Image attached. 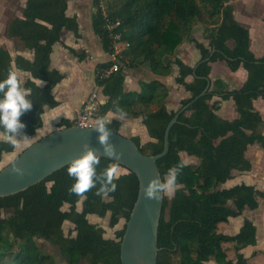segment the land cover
<instances>
[{
	"label": "trees",
	"instance_id": "16d2710c",
	"mask_svg": "<svg viewBox=\"0 0 264 264\" xmlns=\"http://www.w3.org/2000/svg\"><path fill=\"white\" fill-rule=\"evenodd\" d=\"M69 1L26 0L22 15L11 18L6 26L8 37L34 52L33 59L21 54L13 57L8 49L0 47V80L9 73L18 75L17 69L32 75L24 82L19 77L32 93L27 97L32 108L20 117L25 124L20 131L29 135L42 126L44 105L55 107L59 103L52 90L63 74L51 67V53L53 45L61 41L64 28L78 31L76 16L67 13ZM229 1L93 0L92 27L103 50L109 55L114 52L113 33L120 32L122 39L129 42L117 58L118 71L105 73L114 63L111 58L96 65V84L107 95L97 113L103 117L109 111L120 115L122 112L126 117L142 116L149 135L155 139L143 144L139 136L132 137L143 153L162 152L166 127L176 111L167 109L169 88L160 80H141L139 91L124 90L125 67L147 66L156 74H170L168 57L185 39L191 38L195 24L201 23L209 44L196 42L203 60L195 68L196 73L182 59L175 60L180 71L177 82L190 92V97L181 100V106L206 88L211 62L225 60L232 71L240 66L247 70V79L240 88L230 89L223 79H215L206 94L180 113L171 127L168 153L158 160L161 174L182 159L180 151L197 156L199 163L188 164L183 169L174 197L170 200L164 197L158 264H208L211 257L221 264H249L239 253L236 261L228 259L223 243L235 242L238 250L256 242V227L249 219L236 235L218 231V223L240 214L246 206L258 207V196L264 197V192L245 183L218 188L220 183L232 178L234 169H251V162L245 156L249 144L264 146V117L254 106L258 97L264 100V55L258 57L251 50L249 28L235 18ZM230 39L235 42L233 48L227 45ZM189 75H193L191 81L187 80ZM34 78L46 83L39 87ZM214 96L232 98L238 117L222 118L217 113L220 101L211 102ZM74 123L62 119L59 126ZM120 124L113 120L110 127L117 131ZM13 149V144L0 141V161L4 152ZM100 159L98 171L106 166L123 167L108 157ZM125 169L126 172L119 174L115 192L102 198L93 189L83 196L80 211L77 203L83 197L67 192L74 182L67 175V165L21 192L0 197V264H56L51 254L42 251L38 239L58 246L68 264H79L82 259L87 260L86 264H121L118 239L125 228L117 230L115 238H106L104 229L90 222L87 216L103 217L110 212L111 226L121 217L129 218L139 181L133 171ZM229 200L234 201L235 208L228 205ZM66 203L71 204L69 210L63 209ZM12 211L13 216H3V212ZM65 221L74 224L68 234L63 230ZM6 230L8 240L4 237Z\"/></svg>",
	"mask_w": 264,
	"mask_h": 264
},
{
	"label": "crops",
	"instance_id": "0c3cea01",
	"mask_svg": "<svg viewBox=\"0 0 264 264\" xmlns=\"http://www.w3.org/2000/svg\"><path fill=\"white\" fill-rule=\"evenodd\" d=\"M229 3L234 7L235 18L249 28L251 50L256 56H263L264 0H230ZM94 11L95 7L93 0L69 1L67 13L70 16H76L79 23L78 31L64 28L61 33V41L53 45V51L51 53V67L58 69L63 74V78L52 90V96H54L59 103L55 107L44 105V112L41 114L42 126L38 128L35 135H29L20 131V134L17 135L18 140L15 142L14 149L3 153L0 167L14 159L22 150L29 146L34 139L36 140L38 137L58 128L62 119H76L93 92L97 93L98 102H100V104L107 100V95L103 93L102 86H98L95 80L96 65L99 62L106 61V59L103 58L97 62L95 61L96 56L97 58L101 55L105 57L107 53L103 50L98 36L95 34L92 27V15ZM6 26L4 36L0 38V47L8 49L13 57L17 54H21L29 59H33V50L26 48L19 40L8 37L6 35ZM196 42H201L205 45L209 44V39L206 38L204 33V25L201 23L195 24L191 38L185 39L177 47L175 53L168 57L167 61L172 67V72L170 74H156L148 69L147 66L125 67L124 90L139 91L141 80H160L169 88V93L165 100L167 109L169 111L179 110L182 107L181 100L190 97V92L177 82L180 71L175 60L176 58H180L186 64L195 68L201 57ZM227 45L233 48L235 45L234 40H228ZM71 48L74 51H71ZM220 62H223L224 65H221ZM211 65L212 69L209 75L211 81L213 82L215 79L221 78L227 83L230 89L242 87L247 79V70L243 66L232 71L225 60L211 62ZM16 71L22 82L27 78H32L30 72L18 69ZM93 71L94 74H92ZM192 79L193 75L187 77L188 81ZM34 80L38 84L42 82L41 85L46 83L41 79L34 78ZM258 100L262 101L264 105V100L258 97L254 100V106L264 117L263 112L257 104ZM213 101H220L217 113L222 118L233 120L238 117L236 105L232 98L222 99L219 96H214L211 102ZM97 112L98 110L91 113L90 118L93 122L98 116ZM104 118L106 120H111V122L113 120L120 121L119 131L128 137L139 136L143 144L150 140L155 141V139L149 135L143 123L142 116L126 117L114 111H109ZM0 132H2V130H0ZM2 140L4 139L0 138V141ZM180 156L182 159H187L189 164L195 165L199 163V158L189 154L187 151H180ZM245 156L251 162V169H234L232 178L224 183H220L218 186L219 189L230 188L245 183L264 192V146L258 143L249 144L245 151ZM84 198L85 197L77 203V209L79 211L82 210ZM171 198L172 197H170V199ZM258 202V207L252 209L246 206L240 214L230 216L227 221L218 223V231L228 235H236L239 233L246 219L251 220L256 227V242L254 244L243 246L237 250L235 242L223 243L228 259L236 261L237 254L239 253L244 255L249 264H264V197L258 196ZM228 205L235 208L233 200H229ZM70 206L71 204L66 203L64 205V210H69ZM87 217L90 221L91 218L94 219L93 223L99 221V216L96 214H88ZM70 224L74 227L72 222H70ZM208 264L221 263L217 262L214 257H211Z\"/></svg>",
	"mask_w": 264,
	"mask_h": 264
},
{
	"label": "water",
	"instance_id": "95a60500",
	"mask_svg": "<svg viewBox=\"0 0 264 264\" xmlns=\"http://www.w3.org/2000/svg\"><path fill=\"white\" fill-rule=\"evenodd\" d=\"M213 52L214 50L211 54ZM209 58L205 60H209ZM195 68L194 74L196 73ZM207 80L206 88L177 110L168 123L162 152L158 154L143 153L132 137L122 134L119 129L113 131L111 141L115 144L116 150L121 153L119 159L115 161L119 162L123 168L133 171L139 181L137 198L129 218L125 219L122 226L125 228L124 234L121 239H118L121 242V264H158V232L164 198L159 201L146 200L142 193V185L147 184L148 180L153 177L162 176L158 160L168 153L171 127L177 121L180 113L211 88L210 77H207ZM90 126L74 123L70 126L58 127L38 137L14 159L1 166L0 197L21 192L45 180L52 173L66 166L70 158L79 156L82 143L85 141L93 148L98 149V154L101 157H105L97 141L98 134L90 129ZM13 165L24 170L22 177L11 173L10 169Z\"/></svg>",
	"mask_w": 264,
	"mask_h": 264
},
{
	"label": "clouds",
	"instance_id": "9594fccd",
	"mask_svg": "<svg viewBox=\"0 0 264 264\" xmlns=\"http://www.w3.org/2000/svg\"><path fill=\"white\" fill-rule=\"evenodd\" d=\"M31 95V90L23 86L16 74L9 73L7 77L0 80V129H2L0 138L10 144L15 145L18 140L17 135L25 127L20 117L31 110L32 102L27 98ZM121 115H123L122 112ZM111 123V120L97 116L90 129L97 132V141L104 156L118 160L121 153L116 150L115 144L111 141L113 134ZM98 151L85 141L81 146V154L70 158L67 162V175L74 181L67 188L69 195L83 197L95 189L94 194L103 198L116 191V181L120 178L118 170L114 166H106L98 171L101 164ZM188 164L187 159H181L170 166L162 176L149 179L147 184L142 185L144 198L159 201L165 196L174 197L180 187L179 177ZM10 171L21 177L24 175V170L17 165H13Z\"/></svg>",
	"mask_w": 264,
	"mask_h": 264
},
{
	"label": "rangeland",
	"instance_id": "374dc122",
	"mask_svg": "<svg viewBox=\"0 0 264 264\" xmlns=\"http://www.w3.org/2000/svg\"><path fill=\"white\" fill-rule=\"evenodd\" d=\"M25 3H26V0H0V38L4 36L5 26L7 25L9 20L15 16H21L22 15V8L25 5ZM103 58H105L106 60H108L109 58L112 59V55H109L107 53L105 55V57H103L101 55L100 57L97 58V56H96L95 61L98 62L99 60H101ZM220 64L224 65L223 62H220ZM92 74H94V71L92 72ZM257 104L264 114V105L262 104V101L258 100ZM58 127H60V126L58 125ZM141 143H142V141H141ZM117 170H118V174L126 172V169L123 167H117ZM167 198H168V200H170V197L167 196ZM63 209H64V206H63ZM14 214H15V212H13V211L12 212H3L4 217H10V216H13ZM110 219H111V213L108 212L103 217L99 216V218H98L99 221L96 223L104 229V236L106 238H110V237L115 238L116 237V231L122 228V226L125 222V218L121 217L120 220L118 221V223L114 226H111ZM93 220L94 219L91 218L92 222H93ZM71 229H73V225H71L69 221H65L63 224V230H64L65 234H68ZM73 234H75V232H73ZM4 237L6 240L9 239V234H8L7 230L4 231ZM38 243H39V246L42 249V251L49 253L54 257L56 264H68L66 262V260L64 259V257H63L58 246L52 244L51 242H49L47 240H43V239H38ZM86 263H87V260L82 259L79 264H86Z\"/></svg>",
	"mask_w": 264,
	"mask_h": 264
},
{
	"label": "built area",
	"instance_id": "2783aa9c",
	"mask_svg": "<svg viewBox=\"0 0 264 264\" xmlns=\"http://www.w3.org/2000/svg\"><path fill=\"white\" fill-rule=\"evenodd\" d=\"M112 37L114 42V52L111 55L114 63L105 70L106 74L120 69V64L117 61V58L120 56L122 50L129 46V42L122 39L120 32L113 33ZM99 105L100 102H98L97 93L93 92L84 104L82 112L76 119H74V122L82 125H92L94 122L90 118L91 113L96 112L99 109Z\"/></svg>",
	"mask_w": 264,
	"mask_h": 264
},
{
	"label": "flooded vegetation",
	"instance_id": "af4514ba",
	"mask_svg": "<svg viewBox=\"0 0 264 264\" xmlns=\"http://www.w3.org/2000/svg\"><path fill=\"white\" fill-rule=\"evenodd\" d=\"M90 221V220H89ZM93 223V222H92Z\"/></svg>",
	"mask_w": 264,
	"mask_h": 264
}]
</instances>
